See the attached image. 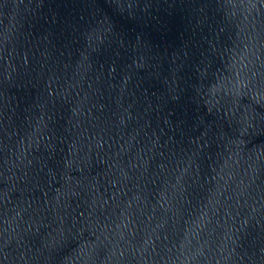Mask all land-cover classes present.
<instances>
[{"label": "water", "instance_id": "obj_1", "mask_svg": "<svg viewBox=\"0 0 264 264\" xmlns=\"http://www.w3.org/2000/svg\"><path fill=\"white\" fill-rule=\"evenodd\" d=\"M0 264H264V0H0Z\"/></svg>", "mask_w": 264, "mask_h": 264}]
</instances>
